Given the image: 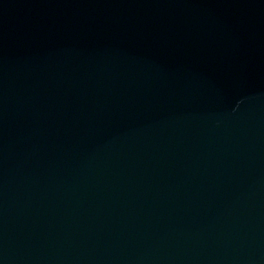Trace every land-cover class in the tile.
<instances>
[{"label": "water", "instance_id": "95a60500", "mask_svg": "<svg viewBox=\"0 0 264 264\" xmlns=\"http://www.w3.org/2000/svg\"><path fill=\"white\" fill-rule=\"evenodd\" d=\"M0 264H264V0H0Z\"/></svg>", "mask_w": 264, "mask_h": 264}]
</instances>
